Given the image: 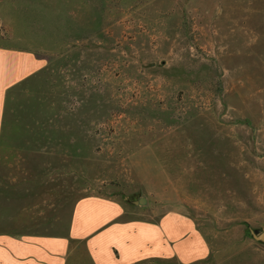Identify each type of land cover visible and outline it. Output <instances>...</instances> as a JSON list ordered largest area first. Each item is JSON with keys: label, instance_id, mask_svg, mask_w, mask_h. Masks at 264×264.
<instances>
[{"label": "rangeland", "instance_id": "obj_1", "mask_svg": "<svg viewBox=\"0 0 264 264\" xmlns=\"http://www.w3.org/2000/svg\"><path fill=\"white\" fill-rule=\"evenodd\" d=\"M0 45L46 59L9 99L0 225L145 197L196 221V264H264V0H0Z\"/></svg>", "mask_w": 264, "mask_h": 264}, {"label": "crops", "instance_id": "obj_2", "mask_svg": "<svg viewBox=\"0 0 264 264\" xmlns=\"http://www.w3.org/2000/svg\"><path fill=\"white\" fill-rule=\"evenodd\" d=\"M45 65L27 49L0 45V136L11 95ZM53 210L33 223L6 217L0 264H196L211 253L196 221L179 211L151 217L135 203L103 194Z\"/></svg>", "mask_w": 264, "mask_h": 264}, {"label": "water", "instance_id": "obj_3", "mask_svg": "<svg viewBox=\"0 0 264 264\" xmlns=\"http://www.w3.org/2000/svg\"><path fill=\"white\" fill-rule=\"evenodd\" d=\"M134 202H135V203H138V204H140V203H144V202H146V198H145V197H141V198H139L138 200H135ZM255 237H256V239H258V240H262V241H264V230H263L261 233L255 235Z\"/></svg>", "mask_w": 264, "mask_h": 264}]
</instances>
